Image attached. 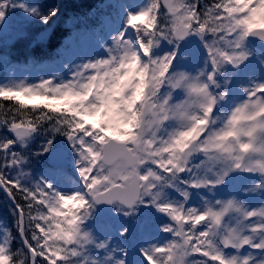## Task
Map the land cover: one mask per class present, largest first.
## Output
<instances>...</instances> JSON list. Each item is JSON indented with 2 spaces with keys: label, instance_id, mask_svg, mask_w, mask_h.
<instances>
[{
  "label": "snow or ice",
  "instance_id": "snow-or-ice-1",
  "mask_svg": "<svg viewBox=\"0 0 264 264\" xmlns=\"http://www.w3.org/2000/svg\"><path fill=\"white\" fill-rule=\"evenodd\" d=\"M107 7L66 72L0 81V264H264V0ZM59 13L0 0V33Z\"/></svg>",
  "mask_w": 264,
  "mask_h": 264
},
{
  "label": "trees",
  "instance_id": "trees-1",
  "mask_svg": "<svg viewBox=\"0 0 264 264\" xmlns=\"http://www.w3.org/2000/svg\"><path fill=\"white\" fill-rule=\"evenodd\" d=\"M36 3L41 4H54L60 9L58 17L55 18V22H50L54 25V30L50 39L47 43L43 45H37L36 47L27 49L31 46L28 45L29 42H26L29 39H22V36L28 35L30 32H35L39 25L26 24L28 32L20 34L16 38V42L7 46V48H1V55H5L6 50H10L8 55L11 56V60L17 65H22L28 61H34L36 59L44 60L49 57H53L57 50L62 48V45L65 44L66 39L80 29L83 21L90 22H102L103 11L108 12L110 15H113L111 8L104 6L103 4H109L108 0H34ZM211 3V0H201V4ZM103 10V11H102ZM31 52V54H30ZM0 197L4 198L3 194L0 193ZM11 208V206H10ZM9 222L11 225L14 223V217L9 211ZM8 219V216H5ZM13 231L15 227L11 226ZM20 241L17 238L15 241V246H19Z\"/></svg>",
  "mask_w": 264,
  "mask_h": 264
},
{
  "label": "rangeland",
  "instance_id": "rangeland-1",
  "mask_svg": "<svg viewBox=\"0 0 264 264\" xmlns=\"http://www.w3.org/2000/svg\"><path fill=\"white\" fill-rule=\"evenodd\" d=\"M124 2V0H123ZM6 33H0V39L4 38L5 40H9L11 39L10 36H14V27L13 25L8 29L7 34L3 35ZM97 36L92 35L91 33H83L81 34V38H80V42H75V39L73 38L72 40V44H73V48L72 50H70L66 55L69 57H72L74 55H77L79 53H83V52H88V51H92L93 48L95 47V40H96ZM61 61L62 59L58 60V62L54 65H47L44 67H40L39 69H33V70H20L17 68H12L10 71V77H28L32 80H36L38 77L41 76H45L46 74L59 69V71L61 73H64L65 70H67L66 67H62L61 66ZM64 63L66 64L67 62L64 61Z\"/></svg>",
  "mask_w": 264,
  "mask_h": 264
}]
</instances>
